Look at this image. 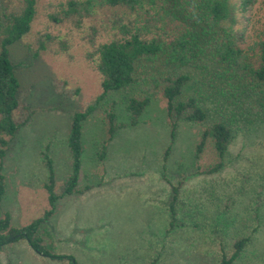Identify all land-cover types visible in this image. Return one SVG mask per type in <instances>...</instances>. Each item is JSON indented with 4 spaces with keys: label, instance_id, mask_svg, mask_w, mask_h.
Segmentation results:
<instances>
[{
    "label": "rangeland",
    "instance_id": "obj_1",
    "mask_svg": "<svg viewBox=\"0 0 264 264\" xmlns=\"http://www.w3.org/2000/svg\"><path fill=\"white\" fill-rule=\"evenodd\" d=\"M67 1L38 0L31 32L10 49L21 104L33 112L7 147L0 142L6 179L0 218L9 213L15 226H25L50 209L45 190L49 173L41 153L50 148L61 186L71 173L67 141L72 117L102 93L98 56L91 57L90 20L76 28L50 19ZM233 1L242 47L252 54L264 41V0L246 11L242 0ZM22 5L23 0H0V46L3 14ZM116 34L109 24L97 44L112 41ZM46 35L55 40L41 49ZM167 61L161 55L145 62L131 90L110 95L89 117L80 193L61 199L40 233L55 252L72 255L80 264H218L222 250L230 254L241 237L249 242L235 264H264V84L242 73H224L209 60L193 67ZM164 72L189 74L185 95L198 96L211 119L221 116L232 123L234 137L221 171H200L214 164L211 149L200 160L194 158L201 127L181 122L173 139L162 96L153 99L138 125H130L129 98L144 93L149 76ZM232 87L236 99L230 96ZM106 109L115 112L120 127L101 161L108 138ZM173 186L179 188L174 226L169 208ZM0 264L62 263L39 256L22 242L0 250Z\"/></svg>",
    "mask_w": 264,
    "mask_h": 264
},
{
    "label": "trees",
    "instance_id": "obj_2",
    "mask_svg": "<svg viewBox=\"0 0 264 264\" xmlns=\"http://www.w3.org/2000/svg\"><path fill=\"white\" fill-rule=\"evenodd\" d=\"M256 0H242L243 10H248ZM38 13V0H23L19 10L3 14L4 30L0 46V139L3 147L33 118L31 107L20 101L21 83L16 74L10 49L22 41L32 29ZM105 17V18H104ZM56 24H70L81 28L90 20L89 44L95 49L91 55L98 56V70L101 73L102 93L83 111L74 113L68 138L71 155V173L58 187L54 161L49 147L42 152L43 162L49 177L45 185L50 209L40 218L25 226H15L12 217L5 213L0 218V250L27 242L41 257L62 264H80L72 255L59 254L52 249L40 233L41 227L54 215L58 202L68 196L80 193V175L83 167L84 124L110 95L128 92L138 82L136 73L144 63H152L166 55L167 63L176 67L195 66L204 60L216 64L224 73H241L264 84V41L251 54L242 47L243 34L236 29L239 19L233 0H68L60 12L50 16ZM101 23V26H99ZM112 25L117 36L110 42L97 44L101 30ZM55 37L44 36L40 48L52 43ZM62 49H67L62 44ZM172 63V64H171ZM191 80L187 73L152 75L142 94L133 95L127 103L130 125L140 122L147 107L154 98L162 96L167 104V116L175 139L181 122L201 127L200 138L195 145L194 158L200 160L208 149L214 154V164L200 170L214 174L225 166V160L233 140V125L221 116L211 119L198 96H186L185 89ZM65 85V84H64ZM78 90L75 91L77 93ZM235 87L230 96L235 98ZM228 98L229 95H228ZM262 107V102H259ZM108 135L99 159L104 161L108 143L112 141L120 125L111 109L104 113ZM5 150L0 149V206L6 194L4 169ZM169 204L171 225L177 220L176 205L179 188L173 186ZM249 238L241 237L230 254L222 250L218 264H235L245 252Z\"/></svg>",
    "mask_w": 264,
    "mask_h": 264
}]
</instances>
